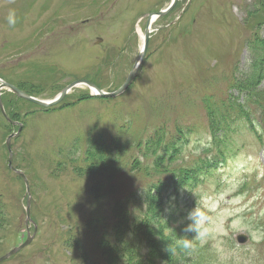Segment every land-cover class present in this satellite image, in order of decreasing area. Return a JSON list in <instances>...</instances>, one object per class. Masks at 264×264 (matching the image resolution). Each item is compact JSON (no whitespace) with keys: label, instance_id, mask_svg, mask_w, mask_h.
<instances>
[{"label":"rangeland","instance_id":"rangeland-1","mask_svg":"<svg viewBox=\"0 0 264 264\" xmlns=\"http://www.w3.org/2000/svg\"><path fill=\"white\" fill-rule=\"evenodd\" d=\"M169 1L0 0V78L44 100L80 78L115 91L138 57L146 14ZM263 20L264 0H178L153 22L123 93L102 98L78 85L43 109L3 88L12 122L0 111V258L25 240L26 225L32 238L0 264H110L103 253L129 239L118 232L127 217L132 226L153 220L147 194L153 202L157 195L164 233L182 230L175 239L194 241L197 264H252L264 240V75L246 82L264 57ZM231 100L244 105L241 114L220 130L223 153L208 150L207 117ZM12 133L11 165L27 188L7 168ZM179 135L184 142L175 146ZM215 151L217 166L201 168L197 180L178 176ZM184 259L154 243L144 260Z\"/></svg>","mask_w":264,"mask_h":264},{"label":"trees","instance_id":"trees-1","mask_svg":"<svg viewBox=\"0 0 264 264\" xmlns=\"http://www.w3.org/2000/svg\"><path fill=\"white\" fill-rule=\"evenodd\" d=\"M255 1L257 2L258 0H253V2ZM263 47V44L259 43L258 48L263 49ZM260 60L264 61V57H261ZM260 60H258L256 63L257 69L255 73L250 71L248 74V80L252 81L250 83L246 82V86L252 82H255L256 80L258 81L262 79L264 75V69L260 70L258 68V63ZM240 106L243 107L244 105L239 102L236 104L235 101H230L229 104L225 105L223 109L216 111L217 115L207 117L208 128L210 129L213 136V147L216 149L220 148L219 151L222 153L224 149L221 148L223 141L221 139L220 130L224 127L229 128V125L234 122V118L241 114L239 110ZM207 109L208 107L205 108V110ZM152 139L156 141V138ZM227 142L230 149L228 153H230L232 151L231 137L227 138ZM191 174L195 175V173L192 171V168H186L183 172H179L178 176L181 179H185ZM146 201L149 212L153 214V220L145 222L134 219L132 226L128 224L129 218L127 217L126 221L121 225L122 228L118 229V232L121 234L122 231L126 230L129 233V239L125 240V245L120 246L119 244H116V246H119L118 248L112 245L109 247L107 252L103 253L104 256L108 257V262L110 264H150V260L146 261L144 259L151 258L152 246L155 243L159 251L163 249L166 253H169L171 250H173L178 252L180 256L184 255V264H197V261L200 258L202 259V254L198 249H184L180 246L181 239H175L177 234H173L171 232V237H169L168 234L164 233V228L162 226L163 221H160L155 217L157 211L160 209L157 195L154 196L153 202L152 197L147 194ZM150 206L152 211L150 210ZM174 231L176 232V230ZM140 233H143L144 236L148 237L150 243H148V241L143 236H141ZM124 251H127V253ZM122 256L125 257V260L121 259ZM193 259L194 261H192Z\"/></svg>","mask_w":264,"mask_h":264},{"label":"water","instance_id":"water-1","mask_svg":"<svg viewBox=\"0 0 264 264\" xmlns=\"http://www.w3.org/2000/svg\"><path fill=\"white\" fill-rule=\"evenodd\" d=\"M177 0H172L171 3H169L165 8L160 9L157 12H149L146 14V22H145V28H144V36H143V44L142 47L139 51L138 57L136 58V61L134 62L127 78L125 79L124 83L115 91H110V92H106L101 90L100 88H98L94 83H92L91 81L87 80V79H78L75 80L73 82H71L70 84H68L66 87H64L53 99L51 100H44V99H40L34 96H31L27 93H25L24 91L20 90L18 87L0 79V89L1 88H8L10 91H12L13 93H15L17 96L22 97L28 101H30L31 103H34L38 106L41 107H51L53 105H56L57 103H59L67 94L68 91H70L73 87L77 86V85H81V84H85L88 86V88L91 91V94L97 95V96H101V97H114L117 96L119 94H121L126 88L127 86L130 84V82L133 80V78L135 77L140 65L143 62V59L145 57V53L148 47V42H149V37H150V23L151 20H155L161 16H163L164 14L168 13L174 6V4L176 3ZM1 95V93H0ZM0 111L3 114V116L9 121L12 122L5 114L3 106H2V102L0 99ZM14 134H11L7 140H6V148L8 151V167L10 169H12L17 175H19L25 185L27 184V179L25 177V175L20 172L19 170L15 169L11 163H12V153H11V147H10V138L11 136H13ZM27 188V185H26ZM26 215H29V201L27 200L26 202ZM27 243L24 242L22 245H20L19 247H16L15 249L11 250L7 255L3 256L0 258V261L5 259L6 257H8V255L14 253L15 251H17L18 249H20L22 246H24Z\"/></svg>","mask_w":264,"mask_h":264},{"label":"clouds","instance_id":"clouds-1","mask_svg":"<svg viewBox=\"0 0 264 264\" xmlns=\"http://www.w3.org/2000/svg\"><path fill=\"white\" fill-rule=\"evenodd\" d=\"M7 23L10 25V26H14L16 24V14H15V11L14 10H10L9 13H8V16H7ZM197 211H199V209H197ZM234 227L236 225H233ZM204 236V233L203 231L198 234L196 237H195V240H198L200 241V243H203L205 240L203 238ZM180 246L184 249H190V248H193L194 247V241L193 240H189V239H186V238H182L180 240Z\"/></svg>","mask_w":264,"mask_h":264},{"label":"bare ground","instance_id":"bare-ground-1","mask_svg":"<svg viewBox=\"0 0 264 264\" xmlns=\"http://www.w3.org/2000/svg\"><path fill=\"white\" fill-rule=\"evenodd\" d=\"M153 21H154V20H151V23H150L151 25H152ZM154 22H155V21H154ZM151 25H150V30H151ZM138 29H139V28H138ZM139 30H141V29H139ZM139 34H140L141 38H143L144 33L140 31ZM142 44H143V41H142ZM141 47H142V45H141ZM140 49H141V48H140ZM9 123H10V122H9Z\"/></svg>","mask_w":264,"mask_h":264},{"label":"flooded vegetation","instance_id":"flooded-vegetation-1","mask_svg":"<svg viewBox=\"0 0 264 264\" xmlns=\"http://www.w3.org/2000/svg\"><path fill=\"white\" fill-rule=\"evenodd\" d=\"M154 22V21H153ZM153 24V23H152ZM152 26V25H151Z\"/></svg>","mask_w":264,"mask_h":264}]
</instances>
